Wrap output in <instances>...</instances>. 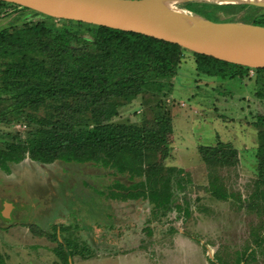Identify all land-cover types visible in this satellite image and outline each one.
Returning a JSON list of instances; mask_svg holds the SVG:
<instances>
[{"label": "trees", "instance_id": "trees-1", "mask_svg": "<svg viewBox=\"0 0 264 264\" xmlns=\"http://www.w3.org/2000/svg\"><path fill=\"white\" fill-rule=\"evenodd\" d=\"M181 7L216 22H236L237 14L244 12L241 21L264 26L260 7L205 2ZM7 18L8 25L0 28V124L26 127L24 135L0 136V170L7 174L25 159L46 165L95 164L130 181H117L109 193L100 192L106 198L147 201L154 220L174 211L189 216V206L175 200L178 192L187 189L184 172L165 164L172 119L164 98L170 95L185 54L193 55L199 73L219 80L253 71L251 92L264 108V68L242 67L146 35L55 19L0 1V20ZM139 99L151 107L150 118L141 124L114 122L122 107ZM255 125L259 130L257 178L247 207L264 218V114L257 116ZM208 149L204 147L202 154ZM228 151L234 149L218 143L220 155ZM208 181L216 200L235 197L213 170ZM67 229L55 226L51 234L57 243L55 264H74L76 256L91 258L93 253L85 244L60 238ZM249 249L243 254L252 253ZM0 264H7L2 253Z\"/></svg>", "mask_w": 264, "mask_h": 264}, {"label": "rangeland", "instance_id": "rangeland-1", "mask_svg": "<svg viewBox=\"0 0 264 264\" xmlns=\"http://www.w3.org/2000/svg\"><path fill=\"white\" fill-rule=\"evenodd\" d=\"M182 4L176 7L185 10ZM243 16L238 13L236 22ZM7 25L8 18L0 20V28ZM254 78L253 71L241 78L209 77L186 53L164 98L172 119L165 164L184 172L187 189L175 200L189 206V216L174 211L154 220L147 201L106 198L100 192L130 181L95 164L25 159L9 174L0 170V253L7 264L58 263L51 234L60 225L69 227L60 238L75 239L93 253L87 260L76 256L74 264H264V218L247 207L257 178L255 122L264 114L251 92ZM143 100L122 107L114 122L150 118ZM25 131L24 123L0 124V136ZM219 142L234 151L220 155ZM204 147L209 149L202 154ZM210 170L235 197L222 202L211 196ZM7 204L12 207L4 210ZM247 248L252 253L244 255Z\"/></svg>", "mask_w": 264, "mask_h": 264}, {"label": "water", "instance_id": "water-1", "mask_svg": "<svg viewBox=\"0 0 264 264\" xmlns=\"http://www.w3.org/2000/svg\"><path fill=\"white\" fill-rule=\"evenodd\" d=\"M55 19L134 32L251 69L264 68V26L216 22L176 7L205 2L264 8V0H0ZM12 204L4 206L11 208ZM4 212V211H3ZM8 212V211H7ZM7 216V213L4 214Z\"/></svg>", "mask_w": 264, "mask_h": 264}, {"label": "bare ground", "instance_id": "bare-ground-1", "mask_svg": "<svg viewBox=\"0 0 264 264\" xmlns=\"http://www.w3.org/2000/svg\"><path fill=\"white\" fill-rule=\"evenodd\" d=\"M174 4H175L174 1H171V0L165 3L166 7L171 8V9L174 8Z\"/></svg>", "mask_w": 264, "mask_h": 264}]
</instances>
